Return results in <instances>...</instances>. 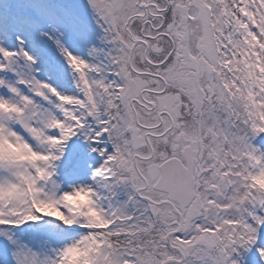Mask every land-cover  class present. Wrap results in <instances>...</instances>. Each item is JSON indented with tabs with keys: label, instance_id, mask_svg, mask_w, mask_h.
Masks as SVG:
<instances>
[{
	"label": "snow or ice",
	"instance_id": "obj_1",
	"mask_svg": "<svg viewBox=\"0 0 264 264\" xmlns=\"http://www.w3.org/2000/svg\"><path fill=\"white\" fill-rule=\"evenodd\" d=\"M0 264H264V0H0Z\"/></svg>",
	"mask_w": 264,
	"mask_h": 264
}]
</instances>
